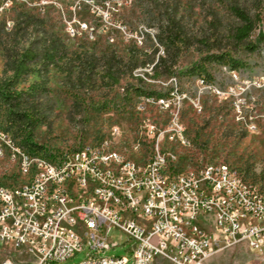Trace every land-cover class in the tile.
<instances>
[{
  "label": "built area",
  "instance_id": "obj_1",
  "mask_svg": "<svg viewBox=\"0 0 264 264\" xmlns=\"http://www.w3.org/2000/svg\"><path fill=\"white\" fill-rule=\"evenodd\" d=\"M75 3H84L100 22H108V29L98 30L106 31L109 41L118 34L143 44L146 26L138 24L137 33H130L129 23L113 18L108 0H27L37 11H44V4L65 6L62 24L68 35L79 31L95 40L98 30L75 14ZM154 45L155 55L162 56L164 49L158 42ZM217 67L228 79L220 95L233 100L236 108L247 107L248 87L264 86V75L235 81L237 70ZM168 78L166 93L140 96L142 103L168 107L172 118L167 122L176 123V130L160 129V135H153L157 124L146 122L153 147L145 159L113 157L105 147L108 137L104 145L96 141L53 151L59 161L27 157L25 150L10 146L17 150L18 181L0 180V264H58L83 250L85 257L76 264H151L155 257L170 264H204L240 243L264 254V190L247 185L242 176L228 178L234 168L224 162L189 166L187 175H179L177 154L161 144L163 135L189 140L180 118L186 94L175 93L174 76ZM198 78L202 87L217 90L214 79ZM192 104L200 108L196 99ZM251 118L248 126L255 129ZM111 130L117 139L118 127ZM3 145L10 142L0 134V155H8L2 153ZM79 165L87 166L89 176H80ZM20 174H33V181L20 182ZM162 215L170 216V225H163ZM189 229H200L203 238L190 240ZM117 247L125 248V255L107 254Z\"/></svg>",
  "mask_w": 264,
  "mask_h": 264
},
{
  "label": "rangeland",
  "instance_id": "obj_2",
  "mask_svg": "<svg viewBox=\"0 0 264 264\" xmlns=\"http://www.w3.org/2000/svg\"><path fill=\"white\" fill-rule=\"evenodd\" d=\"M51 1V0H43ZM74 0H63L72 3ZM114 10L113 18L129 23L131 28L144 24L156 37V42L164 49V61L157 67L159 75L154 77L155 45L148 35L144 47L145 56L138 58L137 66L132 70L121 72L122 78L115 86L107 85L103 80L102 66L91 74V81L82 78L73 82L55 67L48 72L49 93L46 102L51 106L47 122L34 129L33 139L42 144L45 154L59 157L53 151L71 149L79 144L94 143L110 136L118 127L120 136L113 140L115 147L125 156L132 159H145L150 154L153 141L149 138L146 122L156 123L158 128L166 125L168 113L159 110L155 105L142 103L138 96L130 93L127 84H137L130 74L143 73L144 86L154 87L166 93L171 80L168 70L184 69L200 56L209 45L216 48L229 47L230 33L238 21L229 11L231 5H237L253 14L264 0H108ZM33 14L45 24L47 33L61 36L70 50L82 43L84 49L97 55L114 53L115 57L125 61L129 57V42L115 34V42L107 38L106 31H99L101 22L90 13L84 3H75V14L93 24L97 31L95 40L85 39L80 35L71 37L62 24L66 17V7L55 4H44V11H37L27 4V0H8L0 2V80L11 74L5 66V49L24 46L23 36L34 37L39 34L38 24L25 27V16ZM264 33V20L260 24ZM167 34H177L181 38L175 47L166 43ZM158 39V40H157ZM161 39V40H159ZM154 42V43H153ZM243 63L236 73L235 81H245L264 75V41L258 50L235 52ZM134 59V58H133ZM153 65L152 69L149 67ZM231 71V70H229ZM234 71V70H232ZM217 86L225 89L227 78L217 66L210 70ZM124 74V76H123ZM37 78L36 73L25 77L17 84L18 89H26L28 84ZM173 87L185 93L181 108V122L189 139L188 146L177 142L164 141L162 145L172 148L178 157L177 170L197 166L206 162H224L243 175L253 186L264 190V86L246 89L247 107L236 109L231 99H224L202 87L196 77L186 75L174 76ZM84 81V82H83ZM126 94V96H124ZM126 97V98H125ZM192 99L200 108L191 103ZM107 102L114 108L99 111L98 105ZM240 110V111H239ZM152 116V117H150ZM256 126H248L249 117ZM241 119V120H239ZM2 123H0V126ZM142 125V126H141ZM2 131V130H0ZM117 141V142H116ZM140 146V147H139ZM128 154V155H127ZM16 165L8 157L0 159V180L6 184L18 181ZM6 250L13 251L11 248ZM125 248L117 247L107 254L125 255ZM85 250L58 264H76L85 257ZM18 258V257H17ZM26 258V257H25ZM23 258V259H25ZM1 260V256H0ZM151 264H170L158 257ZM204 264H264V254L248 248L245 243L235 244L213 255Z\"/></svg>",
  "mask_w": 264,
  "mask_h": 264
},
{
  "label": "trees",
  "instance_id": "obj_3",
  "mask_svg": "<svg viewBox=\"0 0 264 264\" xmlns=\"http://www.w3.org/2000/svg\"><path fill=\"white\" fill-rule=\"evenodd\" d=\"M229 11L238 21L231 30L229 47L218 46L216 48L214 45H209L189 66L175 71L168 70V77L186 75L196 78L203 77L210 81L213 78L210 72L212 67L226 65L230 69L236 70L243 64L235 56L236 51L254 52L258 50L264 41V33L259 29L264 20V4L259 6L253 14L237 5H231ZM23 16H25L23 22H26V28L32 24L39 25L37 29L39 34L34 37L23 36L22 38L26 42L24 46L5 49L4 64L11 74L0 80V123H2L0 132L11 135L28 152L47 155L45 154L46 148L34 141L33 134L38 125L47 122L48 112L51 110V106L46 102L50 91L48 86L50 67H55L59 72L64 73L71 82L74 80L81 82L82 78L89 82L91 74L99 66H102V79H106L107 85L112 87L119 83L122 78L121 72L125 74L126 69L132 70L133 67H136L138 58L145 56L146 53L129 45V57L122 61L121 58L115 57L114 53L97 55L92 51L89 52L84 49L82 43L78 44L76 49L70 50L61 36L47 33L42 19L33 14ZM165 38L166 43L171 47H175L178 42H181V38L177 34H167ZM163 61V57H157L154 65V77L159 75L157 67ZM74 72L76 74L73 80ZM33 73H36L37 78L30 82L26 89H18L17 84ZM129 76L137 82L135 85L127 84L131 94L138 97L161 94L154 87L146 88L142 78L133 74ZM80 84L82 85L75 87H85L84 83ZM113 108L105 101L98 105L99 111H109Z\"/></svg>",
  "mask_w": 264,
  "mask_h": 264
},
{
  "label": "bare ground",
  "instance_id": "obj_4",
  "mask_svg": "<svg viewBox=\"0 0 264 264\" xmlns=\"http://www.w3.org/2000/svg\"><path fill=\"white\" fill-rule=\"evenodd\" d=\"M101 26H102L101 29H108V22H101ZM129 30H130V33H137V28H131L129 26ZM67 33H68V31H67ZM153 33L148 28H146V27L143 28V44L136 43V38H133V37H121V38L125 42L126 41L129 42V44L131 46L135 47L136 49H140V48L144 47L145 40H146L148 35H151L152 40L155 43H157L156 42V37H155V35ZM77 35H80L79 31H70V36L71 37H75ZM110 41L111 42H115V37H111ZM159 46L161 47V45H159ZM162 55H164V52L162 53ZM153 65L154 64H152L149 67V69H152ZM229 70L232 71V69H230L229 67L226 66V71H229ZM136 76H138V77H140L142 79L143 78L146 79V77H144L143 73H136ZM236 76H237V74L235 73V77ZM169 80H171V78ZM173 81H175V79ZM196 81H197V83H199L202 86V80L201 79L196 78ZM210 90H211V93L215 94L216 96L222 97V95H220V91H219V90H222V89L219 88L218 86H217V90H215V89H210ZM173 91H175V93H181V91L180 92L178 91L177 87H173ZM185 99H188V97H186V95H183V101ZM191 103H192V100H191ZM234 106H235V104H234ZM157 108L159 110H161V111H164V112L168 113V118H172V111L168 110V107H157ZM238 108L239 107H237L236 109H238ZM150 117H152V116H150ZM148 123H152V122L148 121ZM181 124H182V122H181ZM161 130L162 131L176 130V123L175 122H166V125L163 128H161ZM0 134L4 135L5 138L7 140H9V142H10V145H3L2 146V153H8V155H0V159L8 157L10 162H13L16 165L17 150H10V146L17 148L18 150H25V149L22 148L19 145L18 141L15 138H13L11 135H7V134H4L2 132H0ZM153 135H160V128H153ZM113 140H115V132L110 133V136H108V140H105V147L108 149V151L112 154L113 157H124L125 155L121 151H119L115 147V145L112 143ZM164 141L177 142L178 144H180L182 146H188L189 145V140H174V138L171 135H163V136H161V144ZM89 145H91V143H88V142L82 144V146H89ZM97 145H104V138L99 140V141H97ZM166 150L167 151H173V153H175V151L172 148H166ZM25 155H27V157H40V158L46 159L47 161H59V157L58 156L57 157H53V156L51 157V155L47 156V155H43L41 153H31V152H28L27 150H25ZM178 164H179L178 161H176V169L178 167L177 166ZM79 174H80V176H89V169H87L86 165H79ZM187 174H188V167L183 169V170H179V175H187ZM240 176L245 178L243 175L238 173L235 169L228 171V178H240ZM31 181H33V174H20V182H31ZM247 185L253 186L248 181H247ZM260 199H264V192H260ZM162 223H163V225H170V216L169 215H162ZM188 238L190 240L202 239L203 238V231H200V229H189L188 230Z\"/></svg>",
  "mask_w": 264,
  "mask_h": 264
},
{
  "label": "crops",
  "instance_id": "obj_5",
  "mask_svg": "<svg viewBox=\"0 0 264 264\" xmlns=\"http://www.w3.org/2000/svg\"><path fill=\"white\" fill-rule=\"evenodd\" d=\"M158 257H155L153 260H156ZM161 258V257H160ZM163 259V258H162ZM165 261V259H163ZM167 262V261H166Z\"/></svg>",
  "mask_w": 264,
  "mask_h": 264
}]
</instances>
